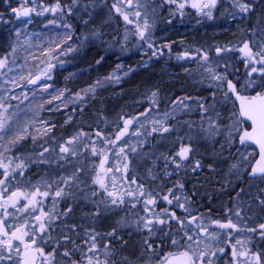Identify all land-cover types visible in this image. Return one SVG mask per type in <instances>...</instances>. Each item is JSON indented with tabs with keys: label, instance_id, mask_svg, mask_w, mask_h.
<instances>
[{
	"label": "trees",
	"instance_id": "trees-1",
	"mask_svg": "<svg viewBox=\"0 0 264 264\" xmlns=\"http://www.w3.org/2000/svg\"><path fill=\"white\" fill-rule=\"evenodd\" d=\"M4 1L0 0V3ZM9 2L12 4L16 1L9 0ZM47 4L51 6L50 10L46 9V7L40 9L39 5H36L37 8L33 10V14L29 18L30 22L28 23L25 19L18 20L12 16L10 8L0 6V13L2 14L0 16V61H3L0 67L15 65L12 54L16 50L14 48L15 44L21 40V47L17 50L18 57H21L22 61L32 59L34 62L33 67L36 69L29 76L30 78L25 79L26 90L20 89V93L17 96L18 99L12 100L9 98L7 102L10 118L19 123L18 127L23 131V137L16 139L13 137V133L11 134L8 131L2 132L0 135V146L2 147L0 149V162L7 167L8 175L6 176V180L10 182L12 189L19 186L16 182L28 179L27 181L31 184L30 188L35 186L41 191L39 200L45 202L47 208L56 203L61 208L73 207L67 219L70 222H78L77 215L82 211H85L88 215L96 212L90 209L93 205H104L105 216L99 217L100 213L96 216H89V221L93 222V227L97 229L98 222H101L103 217L106 218V214L109 213L106 210V200L102 203L98 198L99 196L101 199L104 197L106 199V193H99L100 188L89 189V182L92 180L89 176L95 172V169H90L91 163L87 156V151L91 144L88 137L85 139V134L95 129L90 125V119L85 117L86 115H99L100 117L102 113L103 120L100 119V121H109L113 124L119 114L121 115L120 118H122V115L125 113L130 115L131 113L141 112L142 107L145 105L140 104V101L146 96H139L137 92L133 95L130 93L133 90H142L140 85L143 82L153 84L155 72L158 69L143 67L142 63L144 59L141 57H122V60L116 63L114 61L117 59L114 56L102 55L103 47L99 46L97 42L82 49L84 46L81 43L77 45L75 43H77L76 38L83 33L86 27L83 26V18L76 17L74 14L76 4L72 0H57V2L55 0H47ZM32 5H35V3ZM57 5H59L58 8ZM52 9H56L55 11L59 14L47 16L46 14L55 12ZM6 18L10 20L5 22ZM47 21L52 25L47 24ZM24 22L25 24H23ZM69 43L73 45L69 46ZM219 43L221 44V41L217 42V46ZM262 43L264 44V37ZM66 48L69 49L63 53V50ZM260 60L261 56L256 55L251 63L245 64L244 59H241V56L234 53L230 61H219L217 65L219 71H224V77L232 79L239 91L252 95L264 89V73L259 75V73L252 71L255 67L264 68V63L259 62ZM52 66H55V68L50 69ZM49 71L51 73L48 77L42 75V73ZM120 71L124 79L123 84L118 86L116 74H119ZM39 73L42 75H39V77H43L44 79L41 81L32 79V77ZM49 76H52V78H49ZM32 81H35V83ZM156 84L164 88L162 81L159 79ZM204 94L202 93V96H205ZM68 101L70 102L67 103ZM83 103L85 104L83 105ZM165 106H158L157 108L161 112H165ZM92 122H95V119ZM12 124L17 125L16 123ZM110 132L111 130L108 128L103 131L104 139L98 141L101 142L99 145L103 147L110 140L109 148L112 149H109V152L113 156L118 155L116 149H119V151L123 150L124 162L122 170H120L122 173V183L119 191L121 195L122 192L134 191L137 205L140 208L139 213H144L143 208L149 200L157 201L159 210L166 206L170 209V200H172L174 205H184L186 208L188 206L192 208L198 206L200 213L212 216V214L220 211L214 206V204H217L220 207L219 204L221 202H217V200L219 201V198L222 199L230 194L233 199H238V195L243 196L242 198L244 199H248L247 203L251 202V206L247 205L248 211L245 213L251 214L253 212V210H250L254 201L253 198H258L257 192H253L254 186L249 185L251 188L249 187L248 189H243L239 186L243 181V186L245 184L248 185L247 178L249 179V177L247 175L237 185H233L236 181L232 180L231 168L216 164L213 169H207L201 177L199 194L187 197H168L163 194V191L167 189L169 182L157 176L156 172L157 168L161 166L156 163H152L151 165L139 163L137 161L138 155L136 154V149H132L131 145L129 146L128 139L120 138L119 141L115 142L116 134ZM38 134L39 137H37ZM32 135L35 136L32 137ZM74 135H76L75 137H79L80 142L79 148L73 151L78 152L83 158L79 163L81 168L80 175L63 172L61 169L63 162L70 159L72 153L71 151H61L59 149L60 145L68 137ZM169 136L167 134L163 136L155 134L147 136L144 142L141 141L143 142L141 147L146 149L150 143L153 144L156 141V138L165 137V149H176V145L167 141ZM216 144L218 145L219 142L217 141ZM238 146L240 145L234 143L231 149L234 147L238 148ZM115 147L116 149H114ZM216 147L218 148L219 146ZM128 159L135 161H132L127 166L126 161ZM215 161L217 160L215 159ZM150 167L152 170L146 169ZM221 170L228 173H224L223 177H221ZM215 174L216 176H214ZM69 176L72 177L68 178ZM47 178L50 180L45 185L44 181ZM228 178L232 182L230 184L233 187L225 185L224 182ZM159 180L166 184L160 187L154 186ZM207 185L215 186L213 191H216V193L212 201L206 195L207 191H211L210 187H206ZM204 188H206L205 192L202 191L201 193V190ZM57 191H62L59 196L56 195ZM43 193H47L48 195L44 196L42 195ZM62 194L65 195V198L62 197ZM94 197H97L96 201ZM129 198V196L125 197V203L121 211L119 209L118 211L116 210L120 216L122 213H133ZM59 199H61V202H59ZM89 201L93 203H89ZM232 203L233 201H231ZM254 205H258V210L260 211V202L254 203ZM242 207L245 210L246 206L242 205ZM114 217L115 214L112 213L107 216V219L104 218V230L106 232L108 230L111 231L114 227ZM78 224H81V222ZM123 229V232H129L127 227ZM123 235L125 234L123 233ZM131 246L134 245L129 242L127 247L130 248ZM6 262L7 264H11L5 258L0 264H6ZM128 262L132 264L134 261L130 260ZM122 264L127 263L122 260Z\"/></svg>",
	"mask_w": 264,
	"mask_h": 264
},
{
	"label": "flooded vegetation",
	"instance_id": "flooded-vegetation-1",
	"mask_svg": "<svg viewBox=\"0 0 264 264\" xmlns=\"http://www.w3.org/2000/svg\"><path fill=\"white\" fill-rule=\"evenodd\" d=\"M55 1L57 2V0ZM95 1L85 0L89 12L85 15L84 20L88 23L96 20L100 25H106V13L107 11L110 12L113 23L108 21L107 27L109 31L113 30L115 38L119 41L113 51L103 48L102 55L114 56L115 59L119 60H115L116 63H119L122 57H141L144 59L143 67L158 69L155 72L153 84H147L142 90L136 91L139 96H146L141 99L140 104L147 107L145 108L147 112L152 113L154 111L155 114L161 112L157 108L158 106L167 105L166 112L171 108L170 105H180L183 102L197 105L209 101L205 95L206 93L205 96H202L201 90H206L207 79L211 83L212 78L201 77V74L204 69L212 73L213 68L217 67V57L221 54L217 42H230L237 32L236 36L243 35V32L238 31L241 26H250L252 18L258 15V12H264V0H215L214 5L212 0H145L142 2V6L151 11L152 20L146 19L144 23L142 22L143 15L141 11L137 12L139 15L135 13V17L132 18L133 11L131 9H133V6L130 0H97L103 10L92 15L91 3L94 4ZM32 2L35 5L30 4ZM32 2L27 1L24 3V6L30 5L32 14L33 9H36L38 5L39 8L47 6V0H34ZM242 4L248 5L249 10L242 11L240 8ZM0 6L10 8L8 4ZM16 8H22V5ZM125 16L128 17L127 20H125ZM99 27L106 32L105 26ZM243 30H245L244 35L248 33L252 35V30L248 28ZM138 31L142 33V37L131 41L129 49L117 48L123 40L127 39L126 36H130L131 33L137 34ZM250 39L252 38L247 37L243 41ZM253 39H257L256 35ZM140 52H144V54ZM116 78L117 85L121 86L124 79L121 71L116 74ZM158 79L162 81L164 88L156 84ZM227 81L231 82L232 79L227 78ZM210 83L208 88L210 90L215 89V86ZM239 93L242 94L243 92L239 91ZM210 96H214L212 91ZM235 107L239 112L237 104ZM142 110H144L143 107ZM140 120H144L142 115L137 116L136 124L132 129L133 132L146 131L148 136H153L160 131L170 133L173 128V124L161 127L160 124L152 123L149 125L150 129H147L149 126L146 125L147 130H138L136 128L141 126ZM179 121L181 120L179 119ZM182 128L184 129V127ZM245 128H249V125L244 122V127L241 130ZM171 150V157L168 163L165 164L167 167H160L156 170L157 176L170 181L163 194L168 197H187L199 194L202 172L207 171V167L212 163H210V160L206 161L199 157L193 159L190 156L191 151L188 153V158L183 157L182 160L178 157L177 149ZM239 150L237 149V151ZM253 151L254 161L257 157V151L255 149ZM172 164L179 165V170L172 168L170 166ZM249 174L250 170L247 177L255 182L253 183L255 188L253 192H257L256 195L259 196L253 198V203L260 202L261 213L257 212L258 215L257 213H251L254 216L252 221L250 219L251 214L246 215L242 209H239L238 214L241 221L236 222L230 219L231 209L225 210L226 212H217L216 222L212 225L213 231L210 233L213 238L215 237L217 247L209 254L211 260L209 262H206L205 259L200 262L193 257L196 264H226L227 262V264H237L236 257L238 256L239 247L242 249V257L247 258L249 264H264V229L260 227L264 224V203H262L264 202V176ZM0 188L2 191L3 187ZM15 192L22 193V198L25 196V192L21 190ZM98 192L105 193V190L102 189ZM109 192H118L119 196L121 195L120 191ZM96 198L94 197L95 201ZM98 198L102 203L106 200L105 197L104 201L99 196ZM56 204L47 208L45 202L41 200L38 202L40 215L44 213L41 218L45 228L38 231V234L42 235V239L40 243L35 241L31 250L34 256H38L37 264H42L45 252L54 256L55 263H57L56 261H62L59 264H122V258L126 256L124 252L129 254V258L136 255V258H133L138 260H146L153 256L159 261L156 264H161L169 256L185 252L181 250L185 237L189 236L186 235L189 228H185V226L192 215L200 213L198 206L193 208L188 206L186 208L184 205L171 203L170 215L162 227L157 228V230L155 227L150 228L148 232H145L149 238L142 237L141 233H138L136 238V232H131L134 233L135 237H130L131 234L128 232L123 235L122 231L119 228L117 229L115 225L111 231L106 232L104 230L105 217L101 219V222H98L97 229L93 227V222L89 221L90 217L85 221L77 216L78 222H70L67 219L71 213L70 209L73 210V208H61L60 205ZM181 207H183V211H181ZM90 209L96 211L93 212L94 214L97 213L98 215L100 213L99 217L105 216L104 205H93ZM116 209L118 211L117 206ZM180 212L182 214H179ZM173 214L178 219H175ZM114 218L119 219L120 214L117 212ZM79 222L81 224H78ZM229 222L235 227H220L221 224H228ZM152 223L154 222H150V224ZM3 226L6 228L4 224ZM19 232L25 239L24 233L21 230ZM48 234L52 235L51 241L47 237ZM8 235L10 236L11 233L8 232ZM44 236L46 237L44 238ZM4 237L7 236L0 234V240ZM174 240L177 243L173 244ZM18 242L21 241L18 240ZM129 242L134 246L127 247ZM41 249L43 250L42 254ZM139 250L141 254L138 253ZM25 251L26 249L23 250V252ZM30 253L24 254L25 259L29 257Z\"/></svg>",
	"mask_w": 264,
	"mask_h": 264
},
{
	"label": "rangeland",
	"instance_id": "rangeland-1",
	"mask_svg": "<svg viewBox=\"0 0 264 264\" xmlns=\"http://www.w3.org/2000/svg\"><path fill=\"white\" fill-rule=\"evenodd\" d=\"M16 2L10 3L9 0H5L3 3H0V5L6 6V4L10 5L11 15L16 16V12L13 8L19 7V5L24 6V3L26 0H15ZM73 3L76 4L75 9V16L79 18H83V26L86 28L84 29L83 33H81L76 38V45L78 43H81L82 46H84L82 49H85L89 45H91L94 42H97V44L107 50L113 51L116 49L117 43L119 41L115 38L113 30H108V21L113 23V19L110 16V12L107 11L106 13V19L107 24L106 25H100L96 22H87L85 21L84 17L86 14H88L89 10L86 7L85 0H72ZM127 1V0H126ZM132 1L133 9H131L132 12V18L135 17V13L141 11L142 12V22H146V19L152 20V13L151 11L146 10L142 6V2L145 0H130ZM13 7V8H12ZM91 14H97L100 13L103 8L97 3V0L94 2V4L91 3ZM4 8V7H3ZM51 6L47 4L46 9L50 10ZM41 9V8H40ZM71 13V11H70ZM58 12H54L49 15H58ZM5 15V14H3ZM241 15V13H240ZM0 16L2 14L0 13ZM7 16V15H6ZM242 17V16H240ZM57 18V17H56ZM26 22H30L29 16L24 18ZM10 19L6 18V21H9ZM93 20V19H92ZM250 26H241V28L238 30L240 32H243V35L236 36L232 41L230 42H221L219 43L218 48L221 49V54L217 57V62L219 61H230L231 56L234 53H237L239 56H241V59H244L245 64H249L252 62V60L256 57V53H261L263 55L264 53V44L262 43L263 37H264V12L259 13L258 15L254 16L251 20ZM92 23V24H91ZM25 24V22L23 23ZM47 24H51L47 21ZM52 25V24H51ZM90 25V27H89ZM99 26H105L106 32L99 27ZM245 27V28H244ZM250 29L252 30V35L248 33L245 34V30L243 29ZM103 32L105 33L103 35ZM257 37V39H253L254 37ZM114 36V37H113ZM20 37V36H19ZM103 37H105L103 39ZM127 39L123 40L121 44L117 47L118 49H129L131 41L134 39H139V37H142V33L134 34L131 33L130 36H126ZM251 37L252 39L248 41H243L244 38ZM22 39V37H20ZM19 40V39H18ZM21 40H19L14 48L16 49L14 53L12 54L14 57L15 65L14 66H1L0 67V103H3L4 108L7 109V112H4L3 109H0V119H6L7 123L5 126V131H8L11 134L13 133V137L16 139L23 137V131L18 127L19 123L17 121H14L13 118H10L9 113V107H8V100L9 98L12 100L18 99V93H20V89H23V91L26 90V84L25 79L30 78L29 76L32 75L35 72L34 62L32 59H25L21 60V57H18L17 50L21 47ZM137 41V40H136ZM127 44V45H126ZM248 44L249 49H251V56H249L244 49V45ZM73 45V44H72ZM71 43H69V46H72ZM71 48V47H69ZM66 48L63 50V53L67 51ZM80 49V50H82ZM242 49H244L242 51ZM144 54V52H140ZM254 55V56H253ZM19 61V62H18ZM54 65V64H53ZM55 66H52L50 69H54ZM260 68L262 67H255L257 69V73L259 75L263 74L260 71ZM49 72H44L42 75L47 76L50 75ZM224 71H219L218 65L217 67L213 68V72L209 73L208 70L204 69V71L201 74V77H211V83L215 86V89L210 90L208 88V85L210 83V80L207 79L208 85L205 86L206 90H202L201 93H206L205 95L208 97L209 101H204L203 103H198L197 105L189 104V103H181L180 105H170V109L166 112H158L155 114L154 111L147 112L145 110V106H143L144 110L139 112L140 115H142V118L144 120H140L141 126L136 128L138 130H147L150 129V126L152 123L154 124H160L161 127H165V125L173 124V128L171 129L170 133L167 132H158L155 135L157 136H163L166 135L169 136L167 138V141L173 145L177 146V152L178 157L183 158L179 155V153L182 151L183 148H189L191 151V157L194 159L196 157L210 160V163H212L208 169H213L216 164L222 165L224 167H230L232 171V180L236 181L233 183V185H237L239 181L244 179V177L247 175L251 163L254 159V151L255 149L251 145H240L238 135L241 131V129L244 127V123L241 121L240 115L238 110L236 109V102L234 99V96H232V93L228 86H227V78L223 75ZM40 73L32 79L38 81ZM40 75V76H42ZM214 77H221V79H214ZM49 78H52V76H49ZM203 81V80H202ZM232 82V81H231ZM210 83V84H211ZM45 84V83H43ZM235 85V83L233 82ZM48 85V84H46ZM214 94V96H210V92ZM22 92V90H21ZM261 91L254 93L252 95H257ZM245 96H251L245 94ZM65 102V101H63ZM68 101L67 103H69ZM85 103H83L84 105ZM168 106L166 105L165 108ZM154 108V107H152ZM144 117V115H146ZM137 113H131L123 114L122 118H120V114L115 120L113 124H111L109 121H100V119L103 120V115L101 113L100 117L99 115L95 116H88L86 115L85 118L90 119V125L94 127V131H90L87 134H85V139L88 137L90 141V146L87 151V156L90 159V169L94 170L95 172L92 173L89 177L92 179L90 184V190H93L95 188H100V190H105L106 195V210H108L109 214L114 213L116 215V205L118 209L121 211V208L123 204L125 203V197H130V207H132V212L129 214L122 213L120 218L115 219L113 224L116 226V228L120 229V231L123 232V228L129 229V234H131L130 237L138 236V233H141V236L144 238H149L148 234H145V232H148L150 228H154L157 230V228H161L162 225L167 220V217L170 215V209L166 206L165 208H162L159 210L158 203L155 200L154 203H148L145 205L144 213L140 212V208L137 205L136 196L134 191L129 192H122V195L119 196V193L115 192H109L110 190H117L119 191L122 183V173L120 170H122L123 166V150L119 151V149H116V152L118 153L117 156H113L110 154L109 149V143L110 140L106 142V145L103 147L99 145V140H103V131L105 129L111 130L110 133L116 134L115 136V142L119 141L120 138H127L129 141V146L131 145L132 149H136V154L138 155L137 161L139 163H144L151 165L152 163H156L160 165L163 168H166L165 164L168 163L169 158L171 157V149H165L166 148V142L165 137H159L156 138V141L153 144H149V146L146 150L141 147V144L144 142L145 137L148 136V132L146 131H140V132H133L132 129L135 126V122L137 119V116L140 115ZM12 115V114H11ZM95 119V122H92ZM147 119V120H146ZM179 119L181 121H179ZM107 120V119H105ZM112 120V119H109ZM146 120V121H145ZM131 123H126V122ZM12 123H16L17 125H14ZM243 123V124H242ZM109 124V125H108ZM109 127H108V126ZM146 125L149 126L146 129ZM100 126V127H99ZM160 129L162 130V128ZM184 127V129L182 128ZM125 128H127V131L125 132ZM173 131V132H172ZM3 132V131H2ZM0 132V135L2 134ZM115 132V133H114ZM186 132V133H184ZM121 133H124L121 135ZM77 135V134H76ZM70 136L61 143L60 148L61 151L63 149L67 148L68 151L63 152H70L72 153V156L70 159H67L63 162L61 169L63 172L67 173H73L78 174L81 173V168L79 166V163L83 160V158L80 156L78 152L73 151L74 149L79 148V137ZM35 135H32V137ZM39 137V134L37 135ZM99 137V138H98ZM119 137V138H118ZM143 141V142H141ZM217 141L219 144L217 145ZM127 143V142H125ZM234 143L239 144L238 148L234 147L231 149V146H234ZM216 146H219L218 148ZM7 147V146H6ZM2 147L0 146V149ZM125 148V146H124ZM123 148V149H124ZM108 149V150H107ZM122 149V148H121ZM141 149V150H140ZM237 149H240L237 151ZM98 158V159H97ZM153 159V161H152ZM192 159V161H193ZM215 159L217 161H215ZM183 160V159H182ZM135 160L128 159L126 161V165L129 166L130 163ZM191 161V162H192ZM1 164V162H0ZM126 166V168H127ZM172 168L179 170V165L172 164L170 165ZM148 170H152V168H146ZM221 177H223L224 172L221 170ZM124 172V171H123ZM216 172V170H215ZM93 174H94V181H93ZM8 175L7 167L4 165V167H0V187H3L1 194H0V221L3 222V224L6 226V229L9 233L12 234V232H15L17 229L21 230L23 233H27V235H24L23 242H18V240L11 238V235L4 237L0 240V262L5 258L6 261L11 262V264H24L25 257L24 254L31 252L33 248L32 241H37L40 243V240L42 239V235L38 234V231L40 230V223L42 222V218L40 221L36 219L37 216H40L39 211V199L41 191L37 187L30 188L31 184L28 182V179L16 182L17 185H19L17 188L13 189L10 187V182L6 181V176ZM204 175V172H202V176ZM201 176V177H202ZM216 176V174L214 175ZM72 176H69L68 178H71ZM230 178V177H229ZM226 179L224 182L225 185H229V187H233L230 183V179ZM50 179H46L45 185L49 183ZM248 180V185H239L243 189H248L250 186L253 185V180ZM99 181V182H98ZM262 181V180H261ZM264 181V180H263ZM170 184V181H168ZM259 182V181H257ZM101 183L103 184V187L101 186ZM166 183L158 181L154 186H163ZM168 184V185H169ZM210 184V183H209ZM210 187L211 191H207L206 195H208L209 200L212 201L216 191H213L215 186H206ZM24 188V190H22ZM251 188V187H250ZM204 188L202 191L205 192ZM12 190V191H11ZM23 191L25 192V196L21 199L20 204L18 206L13 205L12 199H9V197L13 196L14 191ZM47 192V191H45ZM61 192L62 191H57ZM252 192V191H251ZM250 192V193H251ZM90 193V192H89ZM121 194V192H120ZM262 195V194H261ZM62 197L65 198V195L62 194ZM243 196L238 195V199H233L232 195L226 196L224 198H219V201L221 202L219 204L220 207L217 206V204H214L215 207H217L218 212H226L225 210L231 209L230 219L234 220L236 222L241 221L239 216V209H242L245 212L248 211L247 205L251 206V202L247 203L248 199L242 198ZM259 197V196H258ZM62 199V198H61ZM61 199H59V202H61ZM120 199V200H119ZM262 199V198H261ZM119 200V201H118ZM104 201V198H103ZM118 201V203H117ZM150 201V200H149ZM231 201L233 203L231 204ZM92 201H89L91 203ZM93 203V202H92ZM173 203L172 200H170V204ZM111 205V206H109ZM243 206H246L245 210L243 209ZM55 206V204H53ZM59 206V205H58ZM73 208V207H69ZM116 209V210H114ZM208 210V209H206ZM222 210V211H221ZM250 210H253L252 213H261V205H260V211L258 210V205L252 204V207ZM70 211H72L70 209ZM181 211H183V207H181ZM177 212V211H176ZM217 213V212H216ZM257 213V215H258ZM109 214H106V218ZM179 214H182L180 212ZM246 215H249L245 213ZM96 216L97 213H92L91 215L86 214V212L82 211L77 216L81 219H84L85 221L89 216ZM177 215V213H176ZM100 216V215H99ZM73 217V216H72ZM216 214H212V216H209V214L206 213H199L196 215H192L189 220L188 224L185 226V228L188 229V234L193 239L188 240L187 237H185V242L181 250L188 251L191 256H193L197 261L202 262V259H205L206 262L211 261L210 260V253L211 251L217 247L215 244V237L210 234L212 230V225L216 222ZM175 219H178L176 216H174ZM250 219L253 221L254 216L252 214L250 215ZM113 221V219H111ZM160 221H163L161 223ZM150 222H154L150 224ZM121 223V224H120ZM124 224V225H123ZM151 225V226H149ZM52 232V231H51ZM136 232L137 234L134 235ZM46 236H44L45 238ZM47 237L51 241L52 235L48 234ZM4 241L12 242L11 244V250H9L8 244L4 243ZM27 245V247H25ZM17 249L19 251L17 252ZM26 249L25 252L23 250ZM241 248H238V256L236 257L237 264H249L247 261V258L245 259L241 255ZM125 253V257L122 258L123 261H126L127 264H130L128 261L131 259L136 258V255L132 256V258H129V254L127 252ZM138 253L141 254V251L139 250ZM143 253V251H142ZM134 262L132 264H156L159 262L155 257L152 256V258H148L146 260H138L134 259ZM58 264L62 261H56ZM55 263V258L52 254H49L48 252L44 253V258L42 264H57ZM228 263V262H227ZM226 263V264H227ZM7 264V262H6ZM91 264V263H90Z\"/></svg>",
	"mask_w": 264,
	"mask_h": 264
},
{
	"label": "snow or ice",
	"instance_id": "snow-or-ice-1",
	"mask_svg": "<svg viewBox=\"0 0 264 264\" xmlns=\"http://www.w3.org/2000/svg\"><path fill=\"white\" fill-rule=\"evenodd\" d=\"M212 3L214 5L215 0H212ZM59 5H57V8ZM240 8L242 11H248L249 6L246 4L240 5ZM56 9H52V11H55ZM119 11V9H117ZM23 15H28V11H25L22 13ZM139 15V13H137ZM211 15V13H209ZM125 20L128 19L127 16L124 17ZM244 49H248L247 54L251 56V49H249L248 44L244 45ZM242 49V51L244 50ZM256 55L261 56V60L259 62L264 63V55H261V53H256ZM3 64V61H0V65ZM253 72L257 71V69L253 68ZM262 73H264V68L260 69ZM214 79H221V77H214ZM35 83V81H32ZM227 86L231 92H233L236 95V99L239 101V114L240 117L245 118L248 121H251L250 127L252 129L251 132L244 130L243 134L240 137V142L244 143L245 141H254L256 144L260 147V161L257 162V167L252 170L253 175L256 173L264 174V94H257L255 96H252L251 98L247 96H241L236 91V87L231 82H227ZM0 109H3L4 112H7V109L4 108L3 103H0ZM2 114V113H0ZM7 120L6 119H0V132L5 130ZM126 123H131L126 122ZM127 131V128H125V132ZM167 131V129H165ZM124 133H121L123 135ZM119 138V137H118ZM63 151H68L67 148L63 149ZM190 151L189 148H183L182 151L179 153L181 157H186L187 153ZM0 167H4V165L0 164ZM99 182V181H98ZM2 183V182H0ZM101 186L103 187V184L101 183ZM22 194L13 193V196H18ZM42 195L47 196V193H43ZM57 196L60 195V192L56 193ZM9 199H12V197H9ZM167 199V197H165ZM155 201H148V203H154ZM264 203V202H262ZM41 215H44L42 213ZM174 216V214H173ZM36 219L38 221L41 220L40 216H37ZM163 223V221H160ZM40 229L43 230L45 228V224L43 222L39 225ZM220 227L227 228V227H235L230 222L228 224H221ZM262 229H264V224L260 225ZM20 230L17 229L15 232H12L11 238H14L16 240H20L23 242V235H17V232ZM0 234H3L4 236H8L7 229L3 226V222L0 221ZM24 235H27V233H24ZM188 240H192L193 238L191 236L187 237ZM4 243L8 244L9 250H11V244L8 241H4ZM32 243L34 244L35 241L33 240ZM177 243V241H173V244ZM27 247V245L25 246ZM19 249H17V252ZM41 254L43 253V250H40ZM235 254V253H234ZM3 258V257H0ZM258 259V257H257ZM172 260H176L179 262V264H196V260L193 258V256L189 255L188 251L182 252L177 256L171 257V259L166 258L165 264H172ZM25 264H28V261H25Z\"/></svg>",
	"mask_w": 264,
	"mask_h": 264
},
{
	"label": "water",
	"instance_id": "water-1",
	"mask_svg": "<svg viewBox=\"0 0 264 264\" xmlns=\"http://www.w3.org/2000/svg\"><path fill=\"white\" fill-rule=\"evenodd\" d=\"M30 10H31V8H30L29 6L23 8V9H21V10H15V12H16V17H17V18H21V17H23V16H26V15H23L22 13L25 12V11H28V14H29V13H30ZM245 52L247 53V52H248V49H245ZM237 93H238V92H237ZM259 94H264V91L261 92V93H259ZM240 95H241V94H240ZM233 96H234V99H235V101H236V103H237V105H238V107H239V101L236 99V95H235L234 93H233ZM241 96H243V95H241ZM253 96H255V95H253ZM251 97H252V96H249V98H251ZM241 118H242V117H241ZM242 120L245 121V122H247L249 125L251 124V121H248V120H246L245 118H242ZM244 130H247V131H249V132L252 131L251 127L247 128V129H244ZM244 130H243V131H244ZM243 131L240 133V135H239V137H238V138H239V141H240V137H241V135L243 134ZM240 143H241V142H240ZM241 144H242V145H245V144L253 145V146L257 149V151H258V156H257V158L255 159V161H254V163H253V165H252V167H251V174L253 175L252 170H253L254 168L257 167V162L260 161V147H259V145L256 144L254 141H245L244 143H241ZM186 157H188V153H187ZM262 163H264V162H262ZM255 175L257 176V175H264V174L256 173ZM255 175H254V176H255ZM17 194H21V193H17ZM21 198H22V195L13 196V200H12V201H13V204H17ZM17 235H21V233H20V232H17ZM179 254H180V253H178V254H173V255L169 256L168 258L171 259V257H173V256H177V255H179ZM37 260H38V256H33V255H30V256L28 257V259H27L28 264H37ZM165 262H166V260H165L164 262H162L161 264H165ZM172 264H179V262L176 261V260H172Z\"/></svg>",
	"mask_w": 264,
	"mask_h": 264
},
{
	"label": "bare ground",
	"instance_id": "bare-ground-1",
	"mask_svg": "<svg viewBox=\"0 0 264 264\" xmlns=\"http://www.w3.org/2000/svg\"><path fill=\"white\" fill-rule=\"evenodd\" d=\"M147 84H149V83L143 82V83L140 85L141 89L144 88V86H146ZM138 86H139V85H138ZM131 90H132V89H131ZM135 92H136V90H133L130 94L133 95Z\"/></svg>",
	"mask_w": 264,
	"mask_h": 264
}]
</instances>
